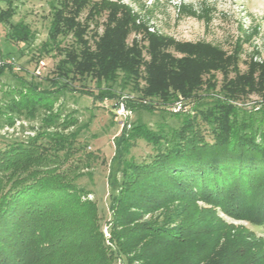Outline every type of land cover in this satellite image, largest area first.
I'll return each instance as SVG.
<instances>
[{"label": "trees", "instance_id": "trees-1", "mask_svg": "<svg viewBox=\"0 0 264 264\" xmlns=\"http://www.w3.org/2000/svg\"><path fill=\"white\" fill-rule=\"evenodd\" d=\"M69 3L73 8L84 9L87 5L84 0L52 5L47 39L39 47L41 54L58 58L54 77L46 79L45 88L32 81L22 82L21 87L9 91L8 101L0 104V126H12L20 117L34 119L40 111H46L48 114L41 119L45 128L58 125L62 128V131L36 130L23 142L12 141L0 149V174L6 176L0 181V264H39L54 254L50 244L57 251L53 244L59 239L42 238L40 227L48 216L45 213H50L61 201L72 203L69 208L72 213L78 211L75 215L78 227L85 224V219L97 222L94 207L81 202L80 189L73 190L65 180L70 169L59 171L64 159L52 155V152L69 153L77 136V131L64 133L75 122L68 116L60 123L61 113L53 112V104L66 91L96 100H118L116 87L120 92L130 87L138 94L128 101L127 107L143 106L144 102L159 107L178 123L153 131V154L142 163H134L129 172L120 171L119 184L115 183L114 171H110L107 182L111 230L124 227L120 231L123 233L111 236L112 248L100 244L95 257L89 254L80 259L69 257L71 262L67 264H115L118 257L125 258V264H224L229 260L234 261L231 264H264V250L253 252L248 241L222 224V239L233 243L234 254L230 258L221 255L224 243L219 248L212 241L208 253L194 257L197 263H187L182 261L183 251L178 253L174 248L176 243L196 242V238L188 237L189 232L195 231L183 228V232L175 233L172 229L140 223L144 214L186 200L205 203L232 219L246 220L264 229V101L249 110L237 104L243 94L252 91L245 90L252 86L250 78L232 81L229 88L215 93L212 77L208 78L212 79L210 82L203 77L220 71V67L211 64L203 68L195 47L178 48V59L165 53L163 48L169 43L162 36L144 30L136 23L134 13L111 1L106 3L108 6L101 2L91 7L92 13L101 8H107V13L103 33L87 39L84 25L75 22L78 11H61ZM1 21L7 24L5 40L11 45L28 44L33 39L27 25L8 19ZM132 32L140 35V40L128 44ZM68 35L70 43L62 46V39ZM11 54L9 48L0 49L2 57ZM212 55L219 62L224 61L218 51ZM6 70L12 72L10 67L0 68V78ZM87 79L95 83V94L70 86L74 81L83 84ZM202 89L206 92L203 97L197 95ZM201 99L209 101L202 103ZM191 100L195 102L186 110V102ZM178 101L181 111L173 112ZM122 140L123 136L115 140L114 161H121ZM79 176L82 174L75 175ZM216 218L205 231L218 230L215 225L222 221Z\"/></svg>", "mask_w": 264, "mask_h": 264}, {"label": "rangeland", "instance_id": "rangeland-1", "mask_svg": "<svg viewBox=\"0 0 264 264\" xmlns=\"http://www.w3.org/2000/svg\"><path fill=\"white\" fill-rule=\"evenodd\" d=\"M65 1L0 0V20L21 22L29 27L33 36L28 44L11 45L5 40L7 24L0 22V49L3 51L11 49V56L18 67V70L11 68V73L6 70L0 78V104L7 102L9 91L21 87L22 82L32 81L45 88L46 79L54 77L58 58L53 59L41 54L39 47L47 39L52 5L58 7ZM84 1L87 3L84 9L77 8L78 6L73 8L69 3L66 4L65 10L62 7L61 11H78L79 16L75 22L79 21L84 25L87 39H92V35H101L104 31L103 23L107 8L92 13L91 7L94 4L103 2V5L108 6L106 3L111 1L116 5H123L135 14L136 23L144 30L162 36L169 43L163 48L165 53L178 59L180 58L178 48L186 49L193 46L198 52L196 55L198 63L203 68L211 64L218 65L220 71H213V74H210L212 76L203 77V80L209 82L213 79L215 93L222 88L223 90L229 88L232 81L239 79L249 81L250 78L252 86L245 90L252 91L243 94L237 104L249 110L253 106L259 107L264 101V0ZM133 40H140V35L132 32L127 38V43L130 44ZM70 41L71 35L66 36V39H62V46L68 45ZM213 51H218L225 57L224 61L214 59ZM39 61H43L45 67L40 70V75H35L34 71L39 66ZM210 77L211 80L208 79ZM70 86L76 90H89L94 94L97 91L95 83L90 79L83 84L74 81ZM115 89V93L120 96L118 100L106 98L96 100L78 92L66 91L60 94L53 104V112L61 113L60 123L68 116L72 117L71 122H75L70 123L64 133L77 131V136L70 144L69 153L52 152V155H59L60 160L64 159L59 171H64L66 167L70 169H67L69 175L65 180L72 185L73 190L80 189L78 197L81 202H87L90 207H94L97 222L94 223V219H85V224L78 227L79 219L75 217L78 211L72 213L69 210L72 203L61 201L57 207L49 211L50 213H45L49 219L42 218L45 221L40 227L42 238L59 239L53 244L57 251H53L50 244L49 249L54 254L39 264H67L71 262L69 257L80 259V256L88 254L95 257L96 250L101 247L100 244L112 248L111 236L114 233H123L120 231H124V227L111 230L112 212L107 182L110 171H114L115 183L119 184L122 178L120 171L124 169L129 172L134 163H142L153 154L151 145L153 131L163 125L176 126L178 123L159 107H150L144 102L143 106L127 107L126 105H130L128 101L138 97V94L133 93L130 87L124 88L121 92L119 88ZM197 95L203 97L206 92L202 89ZM200 101L207 103L209 100ZM194 102V100L186 102V110L191 109ZM47 114L46 111H40L34 119L20 117L12 126H0V149L12 141L23 142L27 136H33L36 130L62 131L61 125L45 128L41 119ZM121 136H123L120 146V150L123 151L121 161H114L115 140ZM77 173H81L82 176L75 177ZM5 178L4 174H0L1 182ZM216 217L222 221L215 225L218 230L214 233L205 231L204 228L209 222L214 223ZM140 223L172 229L175 233L183 232V228L195 231L189 232L188 237L196 238V242L191 241L190 245L176 243L174 248L178 253L183 251L182 261L187 263L191 261L197 263L194 257L196 255L202 257L208 253L212 241L217 242L219 248L222 243L225 244L221 248V255H229L230 258L234 254L233 243H226L222 239L224 229L221 228V224L228 227L231 233L240 234L243 240L253 246V252L256 249L264 250V229L255 227L246 220L232 219L217 208L202 202L189 203L181 200L165 204L160 209L144 214ZM201 230L207 234L198 232ZM82 243L85 244L79 248ZM231 263L234 261L229 260L224 264ZM115 264H125V258L118 257Z\"/></svg>", "mask_w": 264, "mask_h": 264}, {"label": "built area", "instance_id": "built-area-1", "mask_svg": "<svg viewBox=\"0 0 264 264\" xmlns=\"http://www.w3.org/2000/svg\"><path fill=\"white\" fill-rule=\"evenodd\" d=\"M7 67L12 68L13 70H18V67L16 66V62L13 56L2 57L0 55V68H7ZM44 67H45V63L43 61H39V66L34 71V74L40 75V70ZM178 110H180V105L176 103L173 111H178Z\"/></svg>", "mask_w": 264, "mask_h": 264}, {"label": "water", "instance_id": "water-1", "mask_svg": "<svg viewBox=\"0 0 264 264\" xmlns=\"http://www.w3.org/2000/svg\"><path fill=\"white\" fill-rule=\"evenodd\" d=\"M176 103H178L179 105H180V102L178 101V102H176ZM175 103V104H176ZM175 104H174V106H175ZM174 106H173V108H172V111H173V109H174ZM181 108H182V106L180 105V110H181ZM180 110H178V111H180ZM178 111H173V112H178Z\"/></svg>", "mask_w": 264, "mask_h": 264}]
</instances>
